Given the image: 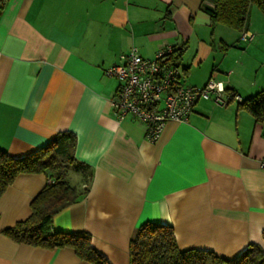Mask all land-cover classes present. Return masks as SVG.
I'll use <instances>...</instances> for the list:
<instances>
[{"label": "crops", "instance_id": "crops-1", "mask_svg": "<svg viewBox=\"0 0 264 264\" xmlns=\"http://www.w3.org/2000/svg\"><path fill=\"white\" fill-rule=\"evenodd\" d=\"M213 0H8L0 10V150L22 158L57 133L76 136L75 158L93 172L88 194L54 217L60 232H84L110 264H129L145 223L171 227L181 251L232 260L264 252V119L240 104L200 100L188 120L169 121L156 143L144 126L119 122L110 100L119 82L104 71L137 48L153 59L182 47L180 81L212 78L246 100L264 90V15L247 28L212 25ZM243 32L253 35L243 43ZM79 181V177L77 178ZM45 174H23L0 194V264H90L70 248L18 244L6 231L31 213Z\"/></svg>", "mask_w": 264, "mask_h": 264}, {"label": "trees", "instance_id": "trees-1", "mask_svg": "<svg viewBox=\"0 0 264 264\" xmlns=\"http://www.w3.org/2000/svg\"><path fill=\"white\" fill-rule=\"evenodd\" d=\"M7 1L2 0V3ZM252 7L264 15V0H213V8L206 11L212 25L242 32L248 26ZM182 51V47H174L165 62L178 66ZM239 104L256 122L264 119V90ZM75 148L76 136L70 132H60L44 147L22 158L11 157L0 150V194L19 175L43 173L48 177V183L30 203L29 217L6 233L18 244L45 250L70 248L82 261L110 264L92 247L87 233L60 232L54 228V217L85 197L91 186L93 172L77 162ZM70 168L79 177L78 184L71 185L68 181ZM129 264H264V252L257 245H249L236 258L226 260L212 252L181 251L171 227L145 223L130 240Z\"/></svg>", "mask_w": 264, "mask_h": 264}, {"label": "built area", "instance_id": "built-area-1", "mask_svg": "<svg viewBox=\"0 0 264 264\" xmlns=\"http://www.w3.org/2000/svg\"><path fill=\"white\" fill-rule=\"evenodd\" d=\"M0 0V10L2 7ZM253 35L243 32L240 41L250 42ZM174 47L163 45L153 59L143 58L137 48L120 53L119 62L104 71L116 79L119 86L110 100L113 116L121 122L127 117L140 122L145 128V138L156 143L167 122H186L200 100H212L217 107L228 103H241L233 91H227L222 82L212 78L201 88L184 85L176 66L165 61ZM264 169V159L259 160Z\"/></svg>", "mask_w": 264, "mask_h": 264}, {"label": "rangeland", "instance_id": "rangeland-1", "mask_svg": "<svg viewBox=\"0 0 264 264\" xmlns=\"http://www.w3.org/2000/svg\"><path fill=\"white\" fill-rule=\"evenodd\" d=\"M253 11L256 12L257 14H259V11L257 8L255 7H252ZM72 168H70V175H69V178H68V181L70 182L71 185H75V184H78V176L71 170Z\"/></svg>", "mask_w": 264, "mask_h": 264}]
</instances>
